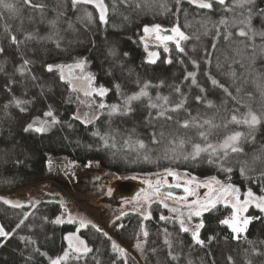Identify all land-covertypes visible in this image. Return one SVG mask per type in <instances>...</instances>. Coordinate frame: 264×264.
Returning <instances> with one entry per match:
<instances>
[{
    "label": "trees",
    "instance_id": "obj_1",
    "mask_svg": "<svg viewBox=\"0 0 264 264\" xmlns=\"http://www.w3.org/2000/svg\"><path fill=\"white\" fill-rule=\"evenodd\" d=\"M7 2L15 3L18 11L10 13L0 7V48L4 49L0 53V192L43 181L48 175L49 156H64L80 164L95 162L117 175L153 176L172 169L197 179L215 177L241 193L251 189L256 196L264 195V119L254 129L231 123L223 127L236 109L244 113L251 107L257 115L264 110V39L257 36L250 41L237 35L245 27L240 21L249 15L253 29L264 31V0H253L243 8L235 6L236 0H226L225 5L214 1L211 9L199 8L188 0H104L105 23L92 4L32 0L44 6L34 8L23 0ZM155 25L179 27L189 37L182 43L184 52L172 49L171 63L146 59L141 41L144 28ZM13 35L18 43L12 42ZM24 60L30 63L22 74L18 69ZM80 61L95 84L109 90V106L123 105L125 97L139 92L149 81L153 86L146 91L151 101L148 97L133 101L134 110L128 114L113 113L108 107L88 124L75 119L76 93L57 70L49 72L47 66ZM189 72L196 74L197 85L191 78L185 79ZM212 79L219 84L214 85ZM181 93L186 98L184 107L168 113L174 120L212 119L221 126L208 138L213 144L231 131L244 132L240 143L243 152L229 151L223 157L217 151L212 156L201 153L195 160L185 159L192 143L204 146L197 129L179 128L173 121L157 118L159 108L148 107L149 103L163 104L158 95L169 97L174 104ZM197 96H201L200 101ZM16 100L27 103L18 106ZM49 110L58 124L44 133L25 131L37 118L51 124V118L44 115ZM160 131L165 135L153 143L151 134ZM96 132L100 135H94ZM181 138L186 141L182 146ZM173 139L176 143L170 142ZM138 140L146 147L140 148ZM227 168L231 171L224 170ZM62 202L40 199L36 205L21 208L0 200V224L10 234L0 238V264H51L50 257L62 255L65 235L75 230L74 224L55 223L62 213ZM231 213L229 205L218 204L203 214L202 246L195 242L191 230L182 231L176 218L163 215L162 207L152 203L150 218L130 212L115 226L123 241L134 242L130 251L125 249L126 258L112 250L113 241L121 247L114 237L88 226L81 234L92 251L79 260L75 259L79 254H72L62 264H264V212L250 209L249 216L254 219L239 239L234 238L229 226L219 223ZM161 215L166 219L161 220Z\"/></svg>",
    "mask_w": 264,
    "mask_h": 264
},
{
    "label": "snow or ice",
    "instance_id": "obj_2",
    "mask_svg": "<svg viewBox=\"0 0 264 264\" xmlns=\"http://www.w3.org/2000/svg\"><path fill=\"white\" fill-rule=\"evenodd\" d=\"M25 4H28L31 7L34 8H43L44 6L42 4H33L32 0H23ZM220 5H225L226 0H216ZM73 5L79 4V3H85V4H92L95 3V7L99 9L100 12V20L106 21V13H107V6L104 3V0H72ZM190 3L195 4L199 8L202 9H211L213 4L212 0H190ZM253 3V0H236V7H245L246 5H251ZM0 7H3L4 9H7L10 13H15L18 11L17 6L15 3H9L7 0H0ZM229 11L232 9L229 8ZM248 12L251 13V8H248ZM91 15L90 13L88 14ZM221 23H226V21H221ZM241 24H244L245 27H241L237 33L240 37H246L250 41H254L257 36L264 39V31H257L253 29L251 25V15H249L245 20L240 21ZM247 28V31L245 30ZM161 31L160 25H155L152 28L145 27L144 32H155L157 34V39L162 41H173L175 42L176 48L179 50V52H184V48L181 47V41L187 40L189 37L185 35L183 31L180 30L179 27L173 28L171 31L175 34L174 36H160L159 33ZM251 34V35H250ZM230 35V34H229ZM178 37V39H177ZM28 38H32L29 36ZM11 40L13 43H18L16 36H11ZM4 51L3 48H0V53ZM165 51H169L167 46H165ZM126 55V54H125ZM158 54L155 52L149 53V62L155 63V59L153 57H156ZM30 63L29 60H24L23 64L19 67V72L24 73L27 69L26 66ZM168 63H171V60L168 61ZM195 63V61H193ZM84 61H80L77 64V67L83 68ZM61 70L64 66H58ZM47 70L49 72L53 71V66L48 65ZM30 71V70H29ZM196 74L193 72L187 73V76L185 79L191 78V83L193 85H197V80L195 78ZM63 79V76H61ZM35 79V77H33ZM81 79H86L89 81V87H91V81H93L95 78L89 74L87 77H81ZM163 84V81L160 82ZM212 83L214 85H218L219 82L215 79H212ZM151 85V82H146L143 87L140 89L139 92L133 93L127 97H125L123 101V105H105L104 103H100L97 105L99 109H105L106 107L111 108V112L118 113L123 112V114L131 113L134 109L132 108V102L138 101L143 97H148L149 101H151V96L149 95L148 91L146 89ZM220 87H224L223 85H219ZM72 91H83L85 96H92L93 94H98L99 96L103 97L107 94L109 91L107 88L100 87L98 89L92 88L91 91H87L84 89H78L75 85H72ZM119 85H116V88L119 89ZM225 92L231 96V92H228L227 88H224ZM175 91L177 93H180V88L176 87ZM204 90L201 89V92ZM197 101L201 100V96H197L195 98ZM157 100L163 101V104H156V103H149L148 107L156 109L159 108L160 111L157 112L156 116L157 118H163L167 121H173L175 124L179 126V128L182 129H189L192 127H195L197 129V135L202 139L204 142V146L201 145V143H192L191 138H188L187 142L192 143V151L188 153V155L185 157V159L191 158L193 160L197 159L201 153H207L209 156L214 155L217 153V151H220L221 155L223 157H227L229 151L232 153H240L243 152V148L240 146L242 138H245V133L241 131H231L230 133L226 134L222 141H219L218 144H213L208 141V138L210 135H212V130L221 127L220 125H217L213 122L212 119H203L201 121L198 117H192L191 119H185L183 121L180 120H174L172 115H169V112H178L184 107V104L186 103V98L181 93V99L178 102H175L172 104L169 100V97L167 96H157ZM15 103L19 106L23 103H27V101H21L16 100ZM91 107V105H89ZM208 106H212V102L208 101ZM24 109L21 108V111ZM239 109H236L233 111V114L230 115L229 120L227 123L223 125V127L227 128L228 124H235V125H244L247 126L248 129H254L257 125L261 123V120L264 119V110H262L260 115H257L256 112H254L251 107H248L247 112L239 113ZM46 117L51 118V124H48L47 121H40L39 118L37 120H34L32 123H29L27 127L25 128V131L34 130L38 133H44L49 130V127L54 124H58L59 120L56 118L53 111L49 110L44 113ZM189 115H191L189 113ZM149 116H151V113H149ZM77 120H80L81 117L79 115L74 117ZM99 119V116L93 117L91 120L87 119V114L85 118V123H91L93 120ZM37 123H39L40 126H35ZM48 124L46 127L45 125ZM207 125V127H205ZM94 135H100L99 132L94 133ZM165 135L164 131H160L159 133L153 132L151 134V140L153 143H159V140L157 137H163ZM249 135H251V132H249ZM103 138V137H102ZM254 139V137H253ZM171 143H176V140L173 139L170 141ZM185 139L181 138L179 139V144L182 146L185 144ZM137 144L140 148H145V142L143 140H138ZM147 159V157H145ZM256 159H259L257 157ZM209 162H213L211 159ZM86 166L90 167L91 162H89ZM226 171H231V168L224 169ZM245 171L244 168H241V172L243 173ZM165 172L168 175L176 176L177 174L172 169H166ZM187 175V174H186ZM261 176H264V171L261 172ZM196 181V177H191L188 179L184 187V191L187 194L186 196L182 197L181 199L185 202V206L187 208V215L186 219L191 220L193 217H202L205 212L210 211L211 209L216 208L218 203L223 202L225 206L230 205L233 209V213L228 218L222 219L219 221L220 224L229 226L232 233L234 234V238L239 239L240 235L243 233H246L248 225L252 222L254 219L253 217L244 216L242 215L244 212H247L249 205L254 204L256 208L260 209L261 212H264V195L262 196H256L251 189H248L246 192V199L241 201L240 199V189L235 187L232 184H221L219 180H217L215 177H212L210 180L206 182H199L195 184V188L189 187L187 185H192ZM156 185H161V181L157 180ZM214 185H220L218 188L214 187ZM149 186L152 187L151 182H149ZM172 187H181L180 184L172 185ZM206 188L207 194L201 198L197 195L196 188ZM160 193V187H155L153 190V195ZM112 194V190H108V195ZM192 196L195 197L194 200L191 202L188 201V197ZM172 197V193L168 192L165 194V199ZM3 199V198H0ZM149 197L146 195L144 197V200L147 201ZM5 204H12V201L4 200ZM159 203L163 204L164 208H169V205L167 203H164V200H160ZM14 207H24V205L21 204H12ZM172 212L178 213V215L181 217L180 219V227L181 230L184 232H189L190 228L185 226V213L181 212L177 208H171ZM123 215V213H122ZM145 219L150 218V213L144 217ZM25 219H27V215L25 216ZM119 219V217H117ZM161 220H165L166 217L161 215ZM61 219L58 217L55 220V223L59 224L61 223ZM69 222L75 223L74 220L69 216ZM20 224H23V220L20 221ZM20 224L17 225V227H20ZM79 225L81 228H86L88 224L84 220L79 221ZM94 228H96L97 231L102 232V229H99L96 225H93ZM120 227H123L121 225ZM205 227L203 219L199 221V223L195 224L191 229V235L196 243L200 245H204V241L200 239V230ZM167 229H165V232ZM9 232L5 231L4 227L0 225V236L7 237L9 236ZM105 236H107V233H104ZM143 235L147 237L148 232L146 230H143ZM66 239L68 240L69 248L72 249L73 252L79 253L80 255H77L75 259L79 260L82 255H87L92 251L90 247H88L87 243L80 239L75 233L69 234ZM109 239H111L109 237ZM168 243V241H165ZM137 248L140 247L139 244L136 245ZM112 250L114 252H118L120 257L126 258V250L119 245H117L114 241L112 242ZM70 257L69 251H64L63 255L57 256L55 258H49L51 261V264H62V262L67 261ZM231 259V258H229Z\"/></svg>",
    "mask_w": 264,
    "mask_h": 264
},
{
    "label": "rangeland",
    "instance_id": "obj_3",
    "mask_svg": "<svg viewBox=\"0 0 264 264\" xmlns=\"http://www.w3.org/2000/svg\"><path fill=\"white\" fill-rule=\"evenodd\" d=\"M190 1V0H188ZM216 0H212L214 2ZM95 6V3H92ZM98 13L100 16L99 9ZM107 20V13H106ZM105 23L104 21H102ZM156 34L154 32L144 33L142 37V43L146 51V59L149 62V53L155 52L158 55L153 57L157 62L160 59L165 61L170 60V54L173 48H176L175 42L169 41H159L155 40ZM178 39V37H177ZM184 40H182L183 43ZM165 46L169 51H165ZM78 62L69 63V64H58L52 65L53 69L57 70L63 80L70 84V86L75 85L78 89H84L91 91L92 88H100L102 86H97L95 81H91V87H89V81L86 79H81V77H87L90 73L86 70L85 65L83 68L77 67ZM58 66H64L61 70ZM92 76V74H91ZM72 88V87H71ZM104 88V87H103ZM78 98V107L75 116L79 115L81 121L84 122L87 114V119L91 120L95 116H101L102 113L108 108L99 109L97 105L101 102L105 105H108L106 95L101 97L98 94H93L92 96H85L83 91H74ZM91 105V107L89 106ZM111 109V108H110ZM93 120L92 122L96 121ZM85 123V122H84ZM88 124V123H87ZM88 164V163H87ZM87 164H80L68 157H55L49 156L48 159V175L46 179L38 183L30 184L21 188L14 189L8 192H0V199L12 201V204H21L26 206L36 205L40 202L39 194L37 191H43L48 194H57L58 196L67 199L61 203L62 213L59 215L61 223H71L69 222V216L75 223V230L68 232L65 235L66 248L65 251H69L70 255L79 254L72 251L69 248L68 240L66 237L75 233L80 239L86 240L83 238L81 231L85 228H81L79 225L80 220H84L88 226L96 225L97 227H103L104 231L107 232L110 236L114 237L116 241L124 249L131 250V247L134 245V242L123 241L115 232V226L122 223L124 217H126L130 212L139 213L143 218L150 213V206L152 203L159 204L163 209V215L171 216L176 218L179 223L181 217L178 213L172 212L171 208H177L181 212L185 213V226L189 227L190 230L192 227L199 223L202 217H193L190 221L186 219L187 208L185 202L182 201H173L165 199L160 194L153 195L150 191L144 190L140 194L136 195L133 198L127 199L121 202V205L118 206L116 202L107 203L106 198L108 195V190L111 189V184L116 182L119 179L126 178H135L138 180L145 181L148 185L151 182L152 186L156 185V181L160 178L162 179L167 173H160L156 175H147V176H135V175H117L112 172H108L105 169L101 168L97 163L91 162V166H86ZM177 180L187 181L191 177L187 176L185 173H177ZM163 176V177H161ZM208 179H197L189 187L195 188V184L199 182H206ZM218 180V179H217ZM220 181V180H219ZM221 182V181H220ZM221 184H225L221 182ZM220 185H214V187H219ZM114 187V185H113ZM112 190V189H111ZM197 195L203 198L207 194V189L200 187L195 189ZM203 191V193H202ZM246 193L240 192V199L243 201L246 199ZM148 196L147 201L144 200L145 196ZM109 199V198H107ZM160 200H164V203L169 205V208H164L163 204L159 203ZM115 201V200H114ZM12 204H8L12 206ZM223 204V202L218 203ZM217 204V205H218ZM230 206V205H229ZM231 207V206H230ZM252 207H255L254 204L249 205L247 212H244L242 215L249 216V211ZM256 208V207H255ZM123 213V215H122ZM206 213V212H205ZM233 213V209H232ZM231 213V215H232ZM230 215V216H231ZM119 217V219H117ZM250 217V216H249ZM1 225V224H0ZM87 226V227H88ZM86 227V228H87ZM0 238H4L0 236ZM87 243V242H86ZM88 245V244H87ZM89 247V246H88ZM63 255V254H62ZM80 255V254H79ZM61 256V255H60Z\"/></svg>",
    "mask_w": 264,
    "mask_h": 264
},
{
    "label": "water",
    "instance_id": "obj_4",
    "mask_svg": "<svg viewBox=\"0 0 264 264\" xmlns=\"http://www.w3.org/2000/svg\"><path fill=\"white\" fill-rule=\"evenodd\" d=\"M161 27V31L159 33L160 36H174L175 34L171 31L173 28L171 27ZM162 41V40H161ZM169 42V41H165ZM166 181L162 182L161 185H157L156 187H160V195L165 198V194L168 192L172 193V197L167 198L173 201H182V197L186 196L187 194L184 191V187L186 186L184 181L179 182L175 176L172 175H165L163 177ZM180 184L181 187H172V185ZM188 186V185H187ZM147 187V183L143 180H138L135 178H126V179H119L114 183V191H113V199L120 200V199H130L135 197L138 193L144 190ZM153 189H151V193H153ZM39 198L43 201L47 200H62L57 199L52 194H48L43 191H38ZM203 193V191H202ZM195 197L189 196L188 201L191 202L194 200ZM68 201L67 199H64ZM63 200V201H64ZM119 204V203H117ZM99 229H103V227L99 226Z\"/></svg>",
    "mask_w": 264,
    "mask_h": 264
},
{
    "label": "flooded vegetation",
    "instance_id": "obj_5",
    "mask_svg": "<svg viewBox=\"0 0 264 264\" xmlns=\"http://www.w3.org/2000/svg\"><path fill=\"white\" fill-rule=\"evenodd\" d=\"M164 181H166V180H165L164 178H162V179H161V183L164 182ZM114 183H115V182H114ZM114 183L111 184L112 194H111L110 196L107 197V198H109V199L106 198V201L108 200L107 203H113V204H114V203L116 202V200L113 199V191H114V187H113V185H114ZM156 186H157V185L150 187V186L147 184V187H146L144 190H148V191H150L151 189L155 188ZM144 190H142V191H144ZM142 191H141V192H142ZM141 192H140V193H141ZM150 192H151V191H150ZM140 193H138V194H140ZM38 194H39V193H38V191H37V194H36V195H38ZM138 194H137V195H138ZM52 196H54V197L57 198V199H62V200H63V198H62L61 196H58L57 194H52ZM114 200H115V201H114ZM125 200H127V199H120V200H118V201L116 202V204L119 203L118 206H120V205H121V202H122V201H125Z\"/></svg>",
    "mask_w": 264,
    "mask_h": 264
}]
</instances>
